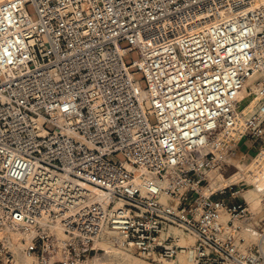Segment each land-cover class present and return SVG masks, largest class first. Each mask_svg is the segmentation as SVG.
Masks as SVG:
<instances>
[{"label": "built area", "instance_id": "obj_1", "mask_svg": "<svg viewBox=\"0 0 264 264\" xmlns=\"http://www.w3.org/2000/svg\"><path fill=\"white\" fill-rule=\"evenodd\" d=\"M253 148L260 168L264 0H0V264H82L107 232L154 263L264 264L243 178L209 175Z\"/></svg>", "mask_w": 264, "mask_h": 264}, {"label": "rangeland", "instance_id": "obj_2", "mask_svg": "<svg viewBox=\"0 0 264 264\" xmlns=\"http://www.w3.org/2000/svg\"><path fill=\"white\" fill-rule=\"evenodd\" d=\"M28 9L30 11H33L31 6H28ZM33 18H36L35 14H32ZM122 47H126L128 45V41L127 40H122L120 42ZM137 54L134 51H131L129 53H126L124 55V61L126 62V64H129L131 62L132 58H136ZM135 77L137 79L140 80V82L142 83V85L144 86V79H143V74L142 73H137L135 75ZM241 103H245L247 101V98H242ZM149 120L151 122H155V117L154 115H150L149 116ZM243 145L245 146H250L251 143L245 142L243 141L240 146L242 147ZM257 150L256 148H253V150H251V153L248 155H244L243 153H241L240 151L230 160L231 163L235 164L237 166V168L239 169H243L241 171L237 172H232L233 167L229 170V172L227 174H225L226 176L229 174H232L229 180V183L231 181H235V179H240L243 178V182L245 184V188L242 191V194H240L236 199L237 201H239V203H241L242 205L246 206L247 209L250 211V213L248 214V216H250V221L253 224H257L259 223L260 225H262L264 223V195L260 196L259 198L255 199L253 202H248L246 199L247 194L252 190L253 184L251 183V177L255 176L256 174L260 173L261 171L264 170V165H261L260 168H258V163L254 162L253 164H250L254 161V159L256 158V154H257ZM120 157V155H118ZM238 161V162H236ZM235 162V163H234ZM237 163V164H236ZM250 164V166H249ZM209 175L210 177H212V179L215 178V176L218 175V173L215 170H210L209 171ZM259 196V195H258ZM225 219L227 218V216L224 217ZM113 235V233H111V236ZM114 236V235H113ZM113 242V245L115 248H117L118 250H120L121 252H125L126 254L130 255L132 258L136 259L137 261L144 263V264H178L179 260L181 261H186V256L184 254H182V256H178L175 257L173 259H168L164 262L161 263H154L152 261H148L145 259H142L141 257H139L138 255L125 250L117 241H111ZM119 244V245H118ZM94 247L97 248V250H92V252L90 253V255L88 256V258H85L83 260H80L82 264H86V263H90L93 262L92 259L97 256V258H100V260L105 261L107 260V253L105 251V249L103 248V246L99 245V244H95L93 243ZM17 256V254H16ZM32 259V258H31ZM33 260V259H32ZM87 260V261H86ZM178 261V262H177ZM110 262V261H109ZM93 264V263H92ZM185 264H190V262L188 261Z\"/></svg>", "mask_w": 264, "mask_h": 264}, {"label": "bare ground", "instance_id": "obj_3", "mask_svg": "<svg viewBox=\"0 0 264 264\" xmlns=\"http://www.w3.org/2000/svg\"><path fill=\"white\" fill-rule=\"evenodd\" d=\"M257 75L258 74L256 73L254 75L249 76L246 79L245 83L242 85L241 90L244 91L245 87L248 85L252 86L254 84V81H255V78L257 77ZM236 162H238V161H236ZM232 167H233L232 172H235V171L237 172V170L238 171L243 170V169L237 168V166H235V167L232 166ZM251 183L253 184L252 190L246 196V199L248 202H253L255 199L264 195V170L261 171L260 173L256 174L255 176L251 177ZM111 233H113L114 236L113 235L111 236ZM113 240L117 241V234L114 232H107L104 235H102L100 238H98L94 241L95 244H99V245L103 246V248L105 249V251L107 253V257H106L107 260L102 261V260H100V258H97V256H95L92 259L93 262H91V264L92 263L93 264H144V263H141V262L137 261L136 259L132 258L130 255L126 254L125 252H121L120 250L115 248L113 245V242H111ZM178 256H182V254H178L176 257H178ZM186 259H187L186 261L185 260L184 261L179 260L178 264L187 263L189 260L187 257H186ZM17 260L18 261H25V262H28L29 264H33V260L21 252L17 253ZM86 264H88V263H86Z\"/></svg>", "mask_w": 264, "mask_h": 264}, {"label": "crops", "instance_id": "obj_4", "mask_svg": "<svg viewBox=\"0 0 264 264\" xmlns=\"http://www.w3.org/2000/svg\"><path fill=\"white\" fill-rule=\"evenodd\" d=\"M250 142L251 143V145H253L254 144V141L252 140V139H246L245 140V142ZM250 145V146H251ZM250 146H246V148H249ZM254 162H256V163H258L259 162V158H255L254 159V161L252 162V163H250V164H253ZM250 164H249V166H250ZM231 175L232 174H229V175H217V176H215V178L214 179H212L213 180V183L214 184H218V185H220V184H224V185H226V184H229V180H230V177H231Z\"/></svg>", "mask_w": 264, "mask_h": 264}]
</instances>
